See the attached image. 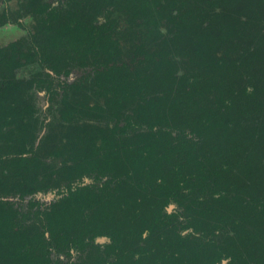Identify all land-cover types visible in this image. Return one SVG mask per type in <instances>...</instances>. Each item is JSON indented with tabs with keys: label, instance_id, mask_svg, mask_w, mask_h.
Here are the masks:
<instances>
[{
	"label": "trees",
	"instance_id": "obj_1",
	"mask_svg": "<svg viewBox=\"0 0 264 264\" xmlns=\"http://www.w3.org/2000/svg\"><path fill=\"white\" fill-rule=\"evenodd\" d=\"M131 1L119 27L92 21L95 0L29 1L42 16L30 54L93 68L78 96L52 102L69 73L53 58L52 77L15 80L26 57L0 51V264H65L111 238L99 217L143 222L182 200L201 212L183 227L237 229L227 247L264 264V0ZM40 91L59 105L47 122L29 102Z\"/></svg>",
	"mask_w": 264,
	"mask_h": 264
},
{
	"label": "flooded vegetation",
	"instance_id": "obj_2",
	"mask_svg": "<svg viewBox=\"0 0 264 264\" xmlns=\"http://www.w3.org/2000/svg\"><path fill=\"white\" fill-rule=\"evenodd\" d=\"M29 1L0 0V29L15 26L23 32L20 38H15V40L0 45V51L5 55H9L7 53L10 50H15L13 58L19 59L17 58L19 54L26 57L24 60L19 59L22 66L18 65L12 69L14 70L15 80H28L30 75H33L34 70H43L52 77V72L46 71L50 70L47 67L50 64L49 61H46L47 58L55 60V63H57L56 70H69L67 77L60 75L56 77L57 80L52 81L51 87H57V81L63 83L64 90L57 89L54 94H50L53 96L52 102H57L58 97L61 95L72 96L73 91L70 87L77 85V78L80 76H78V70H93V68H67L61 63L62 60H57L61 56L57 49H53L50 56L47 46L36 54H30L32 48L36 50L35 44H40L30 39V36L35 34L36 26L42 16L35 15L33 12L34 6H30ZM47 1L49 0H42L44 3H47ZM95 1L96 13L92 18L93 22L96 21L97 24H100L104 20L103 16H107L108 20H113L118 27L125 25L128 15L124 13V8L121 7L125 5L124 3L120 0L119 4L114 0ZM81 2L83 3V0ZM131 2L136 8V12H138V8L146 5L144 0ZM63 5L64 1L60 3L59 7L64 8ZM79 9H84L82 4ZM151 15L153 16V14ZM141 22L136 21L138 24ZM83 74L84 72L81 76ZM74 93L78 96L82 94V91L76 89ZM30 94L33 100H29V102L36 110L34 115L39 120L46 117L44 122H47L50 114L51 116L58 115L56 113L59 105L55 103L50 107L46 100L48 95L43 91L39 93L31 92ZM37 94H40L45 100L42 119L39 112H37ZM128 113L130 114L129 111ZM185 194L188 197L190 196L187 193ZM52 196L55 197V194H52ZM202 199V206L208 205L204 202L206 197L198 198L199 201ZM38 201L46 204L49 200L42 201L38 199ZM186 207H188V210H184ZM206 214L210 215L211 213L206 212ZM206 214L204 213L203 216H207ZM157 216L159 219L156 220ZM191 216H201V212L191 205L189 200H182L181 204L171 203L166 205L165 210L157 212L149 218L142 219L143 222L136 220V217L132 218L131 214L125 212L116 213L109 219L99 217V221L96 220V222L100 223L101 230L111 234V238L109 239L106 236L96 237L91 242L76 246V250L69 249V257L63 258L62 262L65 264H259L256 253H252L254 258L243 260V258L251 256L248 250L243 253L240 251L241 249L233 250L227 247V239H232V231H238L237 229L233 230L226 226L215 229L204 226L183 227L192 220ZM231 254L237 256L236 260L231 261L228 258ZM216 257L218 259H215Z\"/></svg>",
	"mask_w": 264,
	"mask_h": 264
},
{
	"label": "rangeland",
	"instance_id": "obj_3",
	"mask_svg": "<svg viewBox=\"0 0 264 264\" xmlns=\"http://www.w3.org/2000/svg\"><path fill=\"white\" fill-rule=\"evenodd\" d=\"M23 35L22 30L19 31L17 27L15 26H8L3 27L0 29V45L6 44L9 41L15 40V38H20ZM123 48L127 49V44H122ZM24 75H26L24 73ZM45 100L43 97L39 94H37V112H39V115L41 119L43 118L42 113L44 112L45 106H43Z\"/></svg>",
	"mask_w": 264,
	"mask_h": 264
}]
</instances>
